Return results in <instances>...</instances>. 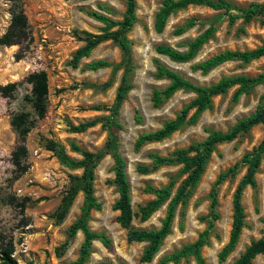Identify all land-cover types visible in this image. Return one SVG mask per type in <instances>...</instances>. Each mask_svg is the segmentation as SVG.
<instances>
[{"label": "rangeland", "instance_id": "1", "mask_svg": "<svg viewBox=\"0 0 264 264\" xmlns=\"http://www.w3.org/2000/svg\"><path fill=\"white\" fill-rule=\"evenodd\" d=\"M237 9H245L252 3L264 0H227ZM162 0H136V22L128 33L132 42L134 70L130 77L129 91L117 120L116 149L126 164V175L130 184L133 213L154 198L147 186L159 188L170 178H176V186L184 176H178L180 166H165L143 175L136 171L138 164L150 165L147 155L151 152L162 156L187 148L190 144L204 140L209 130L228 131L235 123L249 116L262 101L264 84L255 87L249 94L242 95L233 103L231 96L235 88L225 95L213 98V109L205 111L194 125H186L169 138L160 142L147 143L139 150L134 149L139 135L156 130L176 116L181 108L193 99L192 93L179 91L161 107L151 103L152 90L163 88L168 81L155 77V61L178 72L191 81L209 86L222 76L245 75L254 77L264 70V57L249 64L225 63L207 75L191 70V65L201 62L224 50H250L264 43V15L256 16L243 25L244 33L236 34L242 27L239 19L228 26L220 21L214 37L208 41L189 63H175L156 53L157 45L166 44L177 50H185L186 43L195 38L202 27H194L181 36L173 30L192 16L213 17L216 14L204 7H189L169 17L164 30H154L155 14ZM126 0H0V37L5 33L11 16L23 11L27 17L30 39L22 45H0V85L15 83L16 91L10 98L0 96V235L11 239L15 248L14 259L18 264H70L78 257L82 234L77 233L63 252L60 246L67 239V229L77 220L83 202L79 192L61 224H54L50 217L61 198L71 186V177L79 176L80 169L64 167L50 151V143L61 146L74 159H80V150L100 151L110 140L104 117L112 106L121 71L114 77L112 86L104 91L86 89L83 83L102 84L111 75L110 68L89 70L87 65L97 60L117 64L121 52L112 41L98 45L92 53L72 66L73 55L83 46L78 38L81 31L93 34L100 32L103 25L87 15L94 11L113 20H121ZM45 71L48 78V99L45 116L37 118L31 105L25 100L30 93L26 78L30 73ZM101 106V110H94ZM15 113H28L34 125L27 135V171L18 176L11 163V153L17 140L10 120ZM95 124L81 133L71 130L86 122ZM263 138V126H254L248 133L235 140L215 146L205 171L185 206L176 210L170 234L149 263L141 261L146 243L128 242L126 231L116 222L118 213L113 206L118 192L112 184L114 161L106 155L95 169L94 194L101 204L99 211H92L90 229L109 240V246L99 241L93 243L92 253L85 264H160V261L178 251L182 246L194 242L206 228L204 217L210 213V193L215 189L217 205L209 244L202 249L207 264H232L252 241L264 232V156L255 174V188L246 187L242 195L245 219L244 227L234 251L223 263L218 262V253L227 243L232 222V197L246 167L239 166L236 173L215 187L217 177L237 164L242 156L257 147ZM175 186V188H176ZM174 188V189H175ZM167 203L146 221L134 217L132 225L142 229L160 227L166 213ZM167 264H174L169 262ZM177 264H196L192 257L181 258ZM252 264H262L256 256Z\"/></svg>", "mask_w": 264, "mask_h": 264}, {"label": "trees", "instance_id": "2", "mask_svg": "<svg viewBox=\"0 0 264 264\" xmlns=\"http://www.w3.org/2000/svg\"><path fill=\"white\" fill-rule=\"evenodd\" d=\"M189 7H204L213 11L216 15L204 18L192 16L174 28L173 35L181 36L194 27H202V31L186 43L185 50H177L166 44L156 46L155 51L157 54L165 56L175 63L183 64L193 61L200 49L214 37L222 19H225L228 26H233L237 20L241 19L242 27H239L236 31V34L239 35L245 32L243 25L250 23L256 16L264 15V2L260 4L252 3L247 8L239 10L227 0H162L161 7L155 14L154 30L157 33H161L170 16ZM136 8V0H126L125 12L121 20L118 21L97 12L88 11L87 15L100 22L103 27L97 34L81 31L80 36H78L79 40L83 42V46L77 49L73 55L71 63L73 67H77L81 59L88 57L98 45L106 41H112L121 52V60L117 64L97 60L87 65V69L92 71L110 68L111 75L102 84L83 83L84 88L104 91L112 86L117 72L121 71V77L115 91L113 104L108 109L109 114L104 117L110 133V140L100 151H83L73 145V151L79 152L81 155L80 159H74L66 153L63 147L50 143V151L55 154L64 167L81 170L79 176L71 177V186L50 216L54 224H61L77 194L79 192L83 193L80 215L67 229V239L60 246V250L62 252L66 250L71 240L79 232L83 238L79 246L78 257L70 264H85L92 253L95 241H99L105 247L109 246L110 242L106 237L90 229L89 219L92 211H99L101 209V204L94 194L95 169L102 159L110 154L114 161L112 184L118 192V198L113 206L114 211L118 213L116 222L126 231L128 242L147 244L142 253L141 261L144 263L151 262L158 253L163 240L171 232L177 208L186 205L200 181L215 146L232 142L238 136L248 133L254 126L261 124L263 126V138L258 146L253 148L251 152L245 153L237 164L221 173L214 184L216 187L227 178L232 177L240 165L246 167V172L237 184L232 197V222L229 238L218 253V262L223 263L234 251L244 227L243 191L246 187L255 188V174L264 156V96L260 105L249 116L235 123L226 132L209 130L204 140L190 144L187 148L175 150L170 155L162 156L154 152L149 153L147 157L150 160V165L138 164L136 166L138 173L146 175L160 167L178 165L180 168L177 177L184 176V178L177 186V179L173 177L162 187L152 188L147 186L145 190L152 193L154 198L140 207L137 213H133L130 184L126 175V164L116 149V129H118L117 120L120 110L126 101L129 91L132 89L130 77L134 70V64L132 42L128 38V33L136 22ZM29 39L30 30L27 17L23 11H18L11 16L5 33L0 37V45L20 46ZM261 57H264V43L250 50H224L218 52L201 62L192 64L191 70L205 76L225 63L239 62L246 65ZM155 69V77L168 81V84L163 88L152 90L151 103L154 108L161 107L179 91L192 93L194 97L181 108L174 118L165 121L160 128L139 135L134 145L136 151L147 143L160 142L169 138L186 125H194L205 111L213 109V98L225 95L231 88H235L231 101L236 103L242 95H247L255 87L264 84V70L254 77L245 75L222 76L217 82L209 86H203L181 76L178 72L163 66L158 61H155ZM26 82L30 85L31 89L25 100L31 105L37 118L41 119L45 116L47 110V74L45 71L30 73L26 78ZM16 86L15 83H9L5 86L0 85V96L10 98L16 91ZM101 109V106L94 107V110L99 111ZM94 124V121L86 122L72 126L71 130L75 133H81ZM10 125L16 134L17 140V144L11 153V163L15 168L16 174L20 176L28 168L26 165L27 148L25 141L34 125V121L28 113H15L11 116ZM210 197L211 210L209 215L204 217V220L207 221L206 228L198 235L194 242L186 244L178 251L164 257L160 261V264H167L169 262L177 264L181 258L187 257H192L196 264H207L202 255V249L209 244V237L213 231L214 221L217 219V215L214 212L217 205L215 189L211 191ZM165 203H167L166 213L159 228L147 230L136 228L132 225L134 217L137 216L141 221H146ZM14 251L15 248L12 240H8L6 237L0 235V264H18L13 257ZM258 255L262 257V264H264V232L262 237L252 241L232 264H252Z\"/></svg>", "mask_w": 264, "mask_h": 264}]
</instances>
